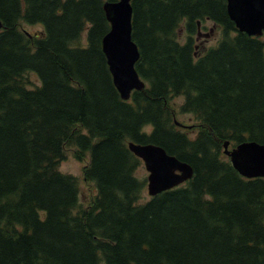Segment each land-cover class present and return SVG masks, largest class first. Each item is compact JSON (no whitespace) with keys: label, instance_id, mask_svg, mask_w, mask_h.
<instances>
[{"label":"trees","instance_id":"1","mask_svg":"<svg viewBox=\"0 0 264 264\" xmlns=\"http://www.w3.org/2000/svg\"><path fill=\"white\" fill-rule=\"evenodd\" d=\"M105 1L0 0V264H264V177L223 156L225 141L264 144V33L239 31L226 0H131L145 87L123 100L102 51ZM206 21L221 32L200 54ZM177 96L194 137L174 122ZM129 141L192 177L140 201ZM67 148L88 158L85 205L58 170Z\"/></svg>","mask_w":264,"mask_h":264},{"label":"water","instance_id":"2","mask_svg":"<svg viewBox=\"0 0 264 264\" xmlns=\"http://www.w3.org/2000/svg\"><path fill=\"white\" fill-rule=\"evenodd\" d=\"M103 8L110 26L102 37V51L114 86L120 97L128 100L133 90L145 87L135 69L140 54L131 35V0H107ZM226 10L239 31L249 36H261L264 33V0H226ZM174 122L180 124L177 120ZM228 145L229 141H225L223 152L241 176L264 177V144L243 141L231 149H228ZM127 147L143 162L148 172L146 186L151 196L178 186L192 176L193 170L188 163L168 154L159 145L129 141Z\"/></svg>","mask_w":264,"mask_h":264},{"label":"rangeland","instance_id":"3","mask_svg":"<svg viewBox=\"0 0 264 264\" xmlns=\"http://www.w3.org/2000/svg\"><path fill=\"white\" fill-rule=\"evenodd\" d=\"M24 28H26L31 33H35L41 29L39 25H27L22 24ZM206 29H200L199 34L195 35L197 51L198 53H202L203 49H206L209 46H212L216 43L217 39L220 36V29L212 24L210 21H206L204 23ZM85 35V33H84ZM178 40L183 42L185 40V33L182 28L178 30ZM29 78L33 83H38L39 80L34 73H29ZM183 100L182 96L174 97L171 100V104L176 111L175 119L180 122L182 125L190 126L189 128H182V130L186 131L189 137H194L195 133L198 131L197 126L198 123L192 117L190 113H181L178 110L179 105ZM179 127V126H178ZM229 148V147H228ZM66 158L59 163L58 170L62 173L71 174L77 177L78 185H79V201L81 205L87 204L91 197L95 194V188L91 182H87L82 177V167L88 161V158H85L83 161L76 160L72 155V148H67L65 151ZM225 158L227 156L223 155ZM135 175L140 179H145V185L143 187V191L140 195V201H145L149 199L150 195L147 192V175L148 172L144 167V164H141L135 170Z\"/></svg>","mask_w":264,"mask_h":264},{"label":"flooded vegetation","instance_id":"4","mask_svg":"<svg viewBox=\"0 0 264 264\" xmlns=\"http://www.w3.org/2000/svg\"><path fill=\"white\" fill-rule=\"evenodd\" d=\"M182 128H186V126L185 125H183V126H181Z\"/></svg>","mask_w":264,"mask_h":264}]
</instances>
